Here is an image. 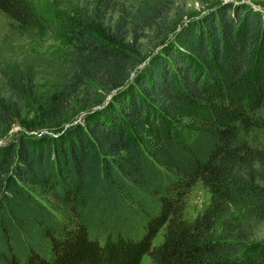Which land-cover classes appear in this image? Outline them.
<instances>
[{
	"label": "trees",
	"instance_id": "1",
	"mask_svg": "<svg viewBox=\"0 0 264 264\" xmlns=\"http://www.w3.org/2000/svg\"><path fill=\"white\" fill-rule=\"evenodd\" d=\"M86 1L91 20L0 0L19 33L71 47L50 96L32 75L8 74L0 92L1 135L26 105L53 131L28 133L35 121L0 145V264H264L251 240L264 222V11L231 1L179 22L166 1ZM199 181L211 201L191 220Z\"/></svg>",
	"mask_w": 264,
	"mask_h": 264
},
{
	"label": "rangeland",
	"instance_id": "2",
	"mask_svg": "<svg viewBox=\"0 0 264 264\" xmlns=\"http://www.w3.org/2000/svg\"><path fill=\"white\" fill-rule=\"evenodd\" d=\"M37 7L46 13L48 17L55 20L60 15L79 14L91 20L92 13L90 5L86 0H33ZM153 2L154 0H114L115 7H128L135 3ZM166 1L169 12V19H180L179 22L199 19L216 7L227 3H246L254 9L264 11V0H161ZM143 47H154L148 38L141 40ZM70 45L61 33L56 31L41 33L33 30L27 34L19 33L11 24L10 19L0 12V92L10 95L7 91L6 80L11 74L15 80L22 85L23 77L34 76L36 82L45 96H50L53 92L57 76L59 75L61 64L67 58ZM7 73V74H6ZM20 113L21 122L14 124L5 134H0V145L8 140H14L19 131L28 132L27 128L33 122L34 131L32 134L52 133L53 131L41 127L38 112L32 110L28 105ZM79 118L81 115H77ZM76 116V117H77ZM41 132V133H39ZM211 192L201 182H197L188 192L186 198L185 215L188 219H194L201 214L211 201ZM162 239L159 235L155 242ZM253 241L264 243V222L254 229L251 237ZM141 264H151L149 255H145Z\"/></svg>",
	"mask_w": 264,
	"mask_h": 264
}]
</instances>
